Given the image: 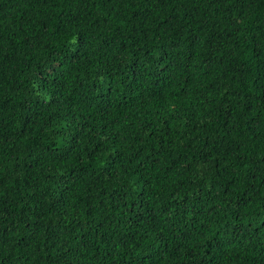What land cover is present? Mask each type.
Returning <instances> with one entry per match:
<instances>
[{
	"label": "trees",
	"instance_id": "1",
	"mask_svg": "<svg viewBox=\"0 0 264 264\" xmlns=\"http://www.w3.org/2000/svg\"><path fill=\"white\" fill-rule=\"evenodd\" d=\"M0 264H264V0H0Z\"/></svg>",
	"mask_w": 264,
	"mask_h": 264
}]
</instances>
